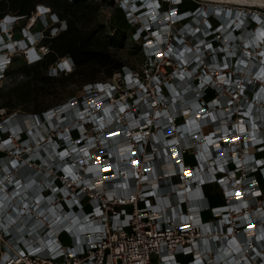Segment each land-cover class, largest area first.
<instances>
[{
  "label": "built area",
  "instance_id": "2783aa9c",
  "mask_svg": "<svg viewBox=\"0 0 264 264\" xmlns=\"http://www.w3.org/2000/svg\"><path fill=\"white\" fill-rule=\"evenodd\" d=\"M118 5L138 65L40 113L0 107V264H264V4ZM40 7L52 35L66 27ZM19 18L0 20V81L19 51L49 50L44 28L14 38Z\"/></svg>",
  "mask_w": 264,
  "mask_h": 264
},
{
  "label": "trees",
  "instance_id": "16d2710c",
  "mask_svg": "<svg viewBox=\"0 0 264 264\" xmlns=\"http://www.w3.org/2000/svg\"><path fill=\"white\" fill-rule=\"evenodd\" d=\"M40 2H47L53 6L56 13L66 20V27L53 35L50 33V29L44 28L46 35L43 42L49 45V50L37 61L22 63L14 70L25 72L31 78V82L38 84L55 78L48 72V69L65 54L71 55L76 62L75 68L66 75L76 72L85 73L86 78H90L88 81L95 80L97 73L103 68H105L106 75H110L125 64L124 59L116 57L111 48L124 46L126 39L132 37L135 27L130 26L125 11L120 5H117L116 9L118 23L113 26L111 32H102V34L100 33L102 27L98 23L90 27L85 26L87 22L94 19L96 12L97 4L92 0H0V20L10 12L19 15L20 18H26L31 15ZM188 5L194 6L189 3ZM132 40L140 42V40ZM16 58L17 55L13 56L12 62ZM10 66L6 73L10 72ZM0 107H5L6 112L12 111L8 105ZM43 110L45 109L33 113H40ZM209 187L212 188L209 190ZM205 190L210 202L216 205L218 202L211 201V197L218 194L216 186L205 185ZM219 202L222 203V198ZM182 262L185 264L184 261Z\"/></svg>",
  "mask_w": 264,
  "mask_h": 264
},
{
  "label": "rangeland",
  "instance_id": "374dc122",
  "mask_svg": "<svg viewBox=\"0 0 264 264\" xmlns=\"http://www.w3.org/2000/svg\"><path fill=\"white\" fill-rule=\"evenodd\" d=\"M92 1L97 4L95 10L96 12L94 14V19H92L91 22H87V25L85 26L90 27L98 23L102 27L100 31L101 34L102 32H111L113 26L118 23V19H116L118 0ZM44 3L51 6L47 2ZM51 9L52 11H56L53 6H51ZM41 11L42 7L37 10L36 6L30 16L26 18L21 17L13 21V29L11 32L13 33L14 38H21V36H24L23 30H21L23 25L34 31L38 28L43 29L49 24H52L53 19L50 13H48L46 17H43V19H40L39 12ZM60 19H63V21L66 22L64 18L60 17ZM4 20L5 22H9L10 17L8 16L7 18H4ZM47 21H49V24ZM10 25L11 21L5 28H10ZM1 30L0 26V32H2ZM141 46L142 44H140V42L127 38L124 46L118 48L112 47L111 49L116 57L124 59L125 63L135 67V65H138L142 60ZM25 62H27L25 53L23 50L19 51L16 60L11 62L10 72L6 73L4 80L0 81V106L8 105L10 109H12L11 112H34L40 109H47V107L55 106L62 101H67L73 94L82 93L83 85L90 80L89 77L86 78L85 73L76 72L71 75H66V73L59 70V72H55V74H53L48 69V72L54 75L55 78L35 84L30 81L31 78L25 72L14 70L17 66ZM107 76L105 68H103L97 73V78L95 79H103ZM2 120L6 119L1 117L0 121ZM217 193H219V191H217ZM62 239H64L66 243H69V239L67 237H62ZM1 248L2 245L0 242V257L2 255ZM178 258L186 262L191 258V255H179Z\"/></svg>",
  "mask_w": 264,
  "mask_h": 264
},
{
  "label": "crops",
  "instance_id": "0c3cea01",
  "mask_svg": "<svg viewBox=\"0 0 264 264\" xmlns=\"http://www.w3.org/2000/svg\"><path fill=\"white\" fill-rule=\"evenodd\" d=\"M212 187H209V190L211 189ZM216 190H217V187H216ZM221 195L217 194L216 196H213L211 197V201H214V202H218L216 205H220V199H221ZM205 215H207V213H205Z\"/></svg>",
  "mask_w": 264,
  "mask_h": 264
},
{
  "label": "bare ground",
  "instance_id": "6f19581e",
  "mask_svg": "<svg viewBox=\"0 0 264 264\" xmlns=\"http://www.w3.org/2000/svg\"><path fill=\"white\" fill-rule=\"evenodd\" d=\"M245 1H249V2H252V3L258 2V3L264 4V0H245ZM10 20H11V17H10ZM8 23H10V21L9 22H5V20H3V26H7ZM61 65H63V63Z\"/></svg>",
  "mask_w": 264,
  "mask_h": 264
},
{
  "label": "snow or ice",
  "instance_id": "6c2138e0",
  "mask_svg": "<svg viewBox=\"0 0 264 264\" xmlns=\"http://www.w3.org/2000/svg\"><path fill=\"white\" fill-rule=\"evenodd\" d=\"M42 11H43V9H42ZM262 35H264V33H262ZM64 67H67V64H65ZM157 115L159 116L160 114L157 113ZM64 155H66V153H65ZM14 166H15V165H14ZM67 171L70 172L71 170L69 169V170H67ZM95 171H96V174L99 175V169H96ZM130 174H131V173H130ZM2 211H3V206H0V212H2Z\"/></svg>",
  "mask_w": 264,
  "mask_h": 264
}]
</instances>
